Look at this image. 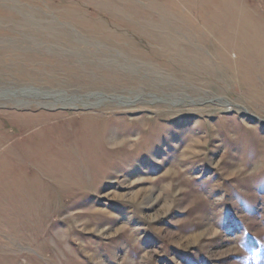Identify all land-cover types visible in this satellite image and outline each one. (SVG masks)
I'll list each match as a JSON object with an SVG mask.
<instances>
[{"label":"rangeland","instance_id":"obj_1","mask_svg":"<svg viewBox=\"0 0 264 264\" xmlns=\"http://www.w3.org/2000/svg\"><path fill=\"white\" fill-rule=\"evenodd\" d=\"M239 12L264 25V0H0V264H264Z\"/></svg>","mask_w":264,"mask_h":264},{"label":"bare ground","instance_id":"obj_2","mask_svg":"<svg viewBox=\"0 0 264 264\" xmlns=\"http://www.w3.org/2000/svg\"><path fill=\"white\" fill-rule=\"evenodd\" d=\"M240 16L242 15L240 12L238 13ZM241 23H243V33L244 35L248 38L250 37L251 39L249 40V46L243 47V51H248L246 49L251 48H261V42L256 41L258 38L264 43V25L259 24L256 21H251L249 22L248 18H242L241 16ZM263 48V47H262ZM250 49V50H251Z\"/></svg>","mask_w":264,"mask_h":264}]
</instances>
